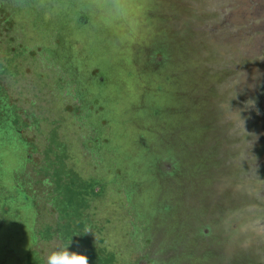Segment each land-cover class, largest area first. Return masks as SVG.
I'll return each mask as SVG.
<instances>
[{
  "label": "flooded vegetation",
  "instance_id": "af4514ba",
  "mask_svg": "<svg viewBox=\"0 0 264 264\" xmlns=\"http://www.w3.org/2000/svg\"><path fill=\"white\" fill-rule=\"evenodd\" d=\"M56 1L65 26L71 24L73 8L82 3L77 24L70 25L68 56L73 49L84 52L86 43L74 33L84 32L89 40L92 31L105 32L109 46L114 40L125 42L122 28L105 24L104 10L97 7V24L82 15L90 0ZM127 4L140 32L130 46L141 42L142 27L154 32L157 43L149 53L147 69L136 74L135 83L141 88L138 101L128 100L125 90L120 91L125 96L116 100L118 92L106 86L113 85L105 81L106 74L130 72L127 68L115 71V61L125 58H114V52L119 51L111 52L112 48H105L103 55H86L90 81H75L78 89L67 93L75 97L81 92L90 111L107 95L112 97L111 113L115 102L119 109L129 103L136 106V116L140 109L157 118V135L133 137L128 145L112 149L113 154L128 150L126 167L116 165L113 177L124 181L126 201L141 220L138 226L146 233L142 239L146 261L264 264V0H127ZM51 9L49 20L53 23ZM62 36L53 30L58 45ZM250 45L253 52L244 50ZM72 62V75H84L79 72V62ZM92 75H100L94 83ZM142 77L145 79L140 81ZM156 95L160 97L157 101ZM253 98L258 101L260 115L252 105ZM2 104L5 106L4 101ZM77 111L78 107L73 110ZM1 112L5 114V107ZM16 119L15 124L20 125ZM95 122L101 126L99 119ZM13 129L19 133L18 127ZM92 140L99 147L108 142H102L98 133ZM64 171L65 186L74 179L70 188L77 191H84V182H97ZM77 194L83 197V193ZM1 196L5 203L8 196ZM95 197L91 194L88 199ZM63 198L54 190L56 205L58 201L67 203ZM61 210L67 219L61 226L55 225L53 235L65 238L73 233L82 242L89 227L84 211L72 214L70 207ZM99 261L113 262L103 250Z\"/></svg>",
  "mask_w": 264,
  "mask_h": 264
},
{
  "label": "rangeland",
  "instance_id": "374dc122",
  "mask_svg": "<svg viewBox=\"0 0 264 264\" xmlns=\"http://www.w3.org/2000/svg\"><path fill=\"white\" fill-rule=\"evenodd\" d=\"M236 1L231 0V3ZM57 4L56 0H0V65L5 66L11 60L10 72H0V185L4 187L3 190L0 187V195H14L12 198L16 203L24 204L22 211L26 212L25 216L36 205L37 228L46 222L53 225L57 221H65L67 218L59 211L60 202H57V206L52 200L55 190L52 172L62 156L64 169H73L82 179L93 178L100 183L95 187L99 195L88 199L89 207L83 211L84 218L89 222L86 228L90 230L89 237L95 239L96 243L97 238L101 237L103 255L112 258L113 262L108 264H142L141 261L150 264L144 257L147 250L142 239L146 233L138 226L141 220L139 222L137 214L131 212L126 201L124 181L113 177L117 166L120 169L126 167L128 150L113 154L112 149L128 145L133 137L157 135V118L140 109L136 116L133 109L136 106L129 103L119 109L120 105L115 102L111 113L109 100L112 97L107 95L100 99V103L91 105L93 110L90 111L91 107L81 92L74 97L68 95L67 91L72 94L77 83L90 81L86 71L89 61L86 55H103L105 48H112L111 52L119 51L114 52V58H125L115 61V71L117 68H127L130 72L122 71L119 76L106 74L105 81L113 84L106 86L118 92L116 100L126 95L128 100L137 102L141 88L135 83L139 76L136 74L147 69L149 53L157 44L154 32L142 27L141 42L131 47L140 32L134 26L127 0H90V5L85 6L87 10L82 15L87 20L94 19L93 23L97 24V7L104 10L107 14L104 17L105 24L122 28V40L125 42L114 40L109 46L105 32L92 31L89 40L84 32L74 33L77 40L86 43L83 45L84 52L73 49L68 56L67 45L72 41L70 25L77 24L82 3L78 2L73 8L71 24L68 26L61 24L62 12ZM50 6L55 15L53 23L49 20ZM213 24L216 26L215 21ZM53 30L63 35L60 45L53 37ZM253 49L250 45L244 50L253 52ZM225 60L226 57L223 58ZM72 61L79 62V72L84 75H72ZM92 62L95 64L96 59ZM99 76L92 75L93 83ZM143 79L140 78V81ZM146 80H150L148 76ZM155 85L154 81L152 87ZM124 90L125 95L121 96L120 91ZM158 99L160 97L156 95L154 100ZM3 107L5 114L1 112ZM76 107L78 111L74 113ZM16 118L20 120V125L15 124ZM95 119H99L100 127H97ZM146 125L149 129H145ZM15 127H18L19 133L13 129ZM53 133L56 134L55 142L52 140ZM97 133L102 137V142L108 141L100 147L92 140ZM2 198L0 209L7 208L8 212L2 216L0 210V222L11 223L15 238L17 221L7 216L16 206L15 203L10 204L12 201L5 204ZM158 213L162 214V211L159 209ZM3 227L6 226H1L0 232L4 234ZM1 233L0 239L3 238ZM60 244L61 240L54 239L47 244L38 241L34 247L46 261L48 254ZM0 264H19L15 250L2 247Z\"/></svg>",
  "mask_w": 264,
  "mask_h": 264
},
{
  "label": "trees",
  "instance_id": "16d2710c",
  "mask_svg": "<svg viewBox=\"0 0 264 264\" xmlns=\"http://www.w3.org/2000/svg\"><path fill=\"white\" fill-rule=\"evenodd\" d=\"M73 14V12L70 14V16ZM10 63L11 60L7 61V64L5 66L0 65V72L2 73H8L10 72ZM56 139V134H52V140L54 141ZM55 142V141H54ZM62 156L59 157V160L57 162V166L54 168L52 172V176L54 178V185H55V190L59 191L60 194L64 195V198H66L67 203L63 204L61 201L60 206H58L61 210V208H71V213L77 214V211H82L85 210L89 207L88 204V196L89 195H99V191H94V188L99 185L98 182H84V191H77L75 190V187L70 188L72 184L75 182L71 180L70 185L65 186V181H63V174H64V165L62 163ZM69 173L72 175H76V172L73 169H69ZM83 193V197L79 194ZM94 193V194H93ZM13 196L7 197L5 204L10 202V204H14L16 206V209L14 211H10V214H8V218L11 216L13 220H16V236L13 238L12 235V228H11V223H5V222H0V230L2 229L1 226H6L3 227L5 228V232L3 234V238L1 237L0 239V249L2 247L7 248L9 250H15L16 255H18V262L19 264H46L41 257L39 251L34 247V245L38 241H43L44 240H49L50 235L54 233V228L52 224H42L40 228H37V210L35 209L36 206H33L31 210L28 211L27 215L25 216L26 212H23V205H20V203H16L15 199H13ZM79 197V198H78ZM16 198V197H15ZM63 198V199H64ZM18 208V209H17ZM7 208H1L0 210L2 211V216H4ZM6 211V212H5ZM64 212V210H61ZM6 217V218H7ZM77 218L75 217L74 220ZM1 221V219H0ZM140 222V220H139ZM3 223V224H2ZM5 243V244H4ZM65 242L64 240H61V245H63ZM70 248V247H69ZM74 248H70L69 250L72 251ZM19 251V253H17Z\"/></svg>",
  "mask_w": 264,
  "mask_h": 264
},
{
  "label": "crops",
  "instance_id": "0c3cea01",
  "mask_svg": "<svg viewBox=\"0 0 264 264\" xmlns=\"http://www.w3.org/2000/svg\"><path fill=\"white\" fill-rule=\"evenodd\" d=\"M44 183H45V181H44ZM84 220H85V223H89L87 221L86 217L84 218ZM45 224L47 225L48 223L46 222ZM61 224H62V222L57 221L55 224H53V228L55 227V225L61 226ZM55 233L56 232H54L53 234H55ZM53 234L50 235V238H48L49 240H44V242L46 244L51 243L54 239L64 240L65 243H67L69 240H71L69 247L74 248L72 251L86 254L88 256V259H89V264H100V261H99L100 260V252L102 251V248H103L101 245V242H102L101 237L97 238L98 243H96V240L89 237L88 233L87 234L84 233V235L82 237V242L73 233L67 234L65 238H63L62 236H60L58 234H56V235H53ZM89 251H91V253ZM44 262L46 263L45 260H44Z\"/></svg>",
  "mask_w": 264,
  "mask_h": 264
},
{
  "label": "clouds",
  "instance_id": "9594fccd",
  "mask_svg": "<svg viewBox=\"0 0 264 264\" xmlns=\"http://www.w3.org/2000/svg\"><path fill=\"white\" fill-rule=\"evenodd\" d=\"M257 102V99L253 98V107H256ZM256 114L260 115V111L257 107ZM87 233H90L89 229L85 230V234ZM70 243L71 240L51 251L47 256L46 264H89V259L86 254L69 250Z\"/></svg>",
  "mask_w": 264,
  "mask_h": 264
},
{
  "label": "water",
  "instance_id": "95a60500",
  "mask_svg": "<svg viewBox=\"0 0 264 264\" xmlns=\"http://www.w3.org/2000/svg\"><path fill=\"white\" fill-rule=\"evenodd\" d=\"M156 86V85H155ZM153 88H155V87H153Z\"/></svg>",
  "mask_w": 264,
  "mask_h": 264
}]
</instances>
